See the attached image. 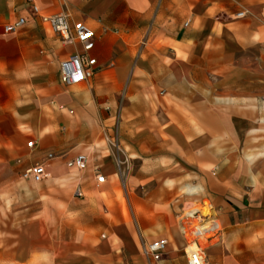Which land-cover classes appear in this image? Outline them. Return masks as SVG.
Masks as SVG:
<instances>
[{"label": "crops", "instance_id": "crops-1", "mask_svg": "<svg viewBox=\"0 0 264 264\" xmlns=\"http://www.w3.org/2000/svg\"><path fill=\"white\" fill-rule=\"evenodd\" d=\"M35 2L0 0V264H187L179 217L204 200L223 225L206 264H264V0ZM61 10L95 34L73 85L80 45L41 18Z\"/></svg>", "mask_w": 264, "mask_h": 264}, {"label": "built area", "instance_id": "built-area-1", "mask_svg": "<svg viewBox=\"0 0 264 264\" xmlns=\"http://www.w3.org/2000/svg\"><path fill=\"white\" fill-rule=\"evenodd\" d=\"M29 11L33 14L38 12L35 0H26ZM245 15L244 10L237 12L236 16ZM47 22L64 44L79 43L80 49L69 54L59 61V78L64 85H73L79 81L92 77L99 69L97 60L89 53L94 47L95 34L93 29L82 21L70 22L69 14L61 10L52 15L41 17ZM24 17H18L15 21L4 25V31H11L25 24ZM27 142V146L32 145ZM52 156L49 154L48 157ZM87 161L85 154H78L67 160V166L71 168H84ZM46 176L42 163H35L22 172L23 178H31L40 181ZM98 181H103L104 176L97 174ZM76 194L81 195L79 189ZM180 233L184 239V254L187 264H206L205 249L210 242L220 239L222 224L213 205L209 201L199 202L198 206H191L180 214ZM167 238L160 237L150 242H144L142 252L151 260H158L165 251Z\"/></svg>", "mask_w": 264, "mask_h": 264}, {"label": "rangeland", "instance_id": "rangeland-1", "mask_svg": "<svg viewBox=\"0 0 264 264\" xmlns=\"http://www.w3.org/2000/svg\"><path fill=\"white\" fill-rule=\"evenodd\" d=\"M28 138V137H27ZM112 148H113V150H114V153L115 154H117V152L119 151V149H118V147H117V145H115V144H113L112 145ZM122 164V161L120 162V160H118L117 159V170L118 171H120V167H123V169H125L126 171L128 170V164L127 163H125V165H123ZM129 168H130V166H129ZM119 173V172H118ZM31 179V178H30ZM120 179H122V178H120ZM121 181V180H120ZM121 184H123V181L121 182ZM207 200H204V202H206ZM198 204H199V202H192V203H190V204H188V205H186L182 210H181V213L183 212V210H186L187 208H189V207H191V206H198ZM212 204V203H211ZM0 211H4L3 209H1ZM10 210H6V212H9ZM217 213V212H216ZM180 218V217H179ZM7 219V217H6V215H2L1 216V221L3 222V221H5ZM222 227H223V225H222ZM222 231H223V229H222Z\"/></svg>", "mask_w": 264, "mask_h": 264}]
</instances>
